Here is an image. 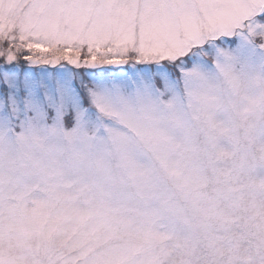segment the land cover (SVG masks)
Masks as SVG:
<instances>
[{"label":"snow or ice","instance_id":"1","mask_svg":"<svg viewBox=\"0 0 264 264\" xmlns=\"http://www.w3.org/2000/svg\"><path fill=\"white\" fill-rule=\"evenodd\" d=\"M201 237L264 264V0H0V264H200Z\"/></svg>","mask_w":264,"mask_h":264},{"label":"clouds","instance_id":"2","mask_svg":"<svg viewBox=\"0 0 264 264\" xmlns=\"http://www.w3.org/2000/svg\"><path fill=\"white\" fill-rule=\"evenodd\" d=\"M226 210L230 213L228 227L232 234H239L241 230L253 222L252 213L249 207L241 203L239 206H232L230 204L224 205ZM212 226L216 232V244L218 246L226 245L228 240L225 236V225L222 222L213 221ZM208 244L209 241L205 237L200 239V264H208L207 254H208Z\"/></svg>","mask_w":264,"mask_h":264}]
</instances>
